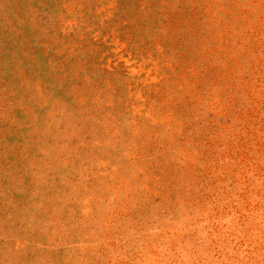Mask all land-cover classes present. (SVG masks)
I'll return each mask as SVG.
<instances>
[{
	"label": "rangeland",
	"instance_id": "1",
	"mask_svg": "<svg viewBox=\"0 0 264 264\" xmlns=\"http://www.w3.org/2000/svg\"><path fill=\"white\" fill-rule=\"evenodd\" d=\"M0 264H264V0H0Z\"/></svg>",
	"mask_w": 264,
	"mask_h": 264
}]
</instances>
